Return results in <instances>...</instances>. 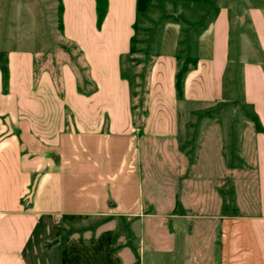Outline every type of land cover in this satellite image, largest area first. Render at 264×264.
<instances>
[{
    "label": "crops",
    "instance_id": "crops-1",
    "mask_svg": "<svg viewBox=\"0 0 264 264\" xmlns=\"http://www.w3.org/2000/svg\"><path fill=\"white\" fill-rule=\"evenodd\" d=\"M61 1L62 36L86 70L79 83L66 63L57 81L46 68L36 78L33 50L0 46L9 70L7 93L0 71V264H130L129 249L114 247L115 219L135 222L139 250L141 227L154 220L155 244L171 261H185L186 220L195 217L212 224L201 240L207 264H264V0H166L175 6L166 18L151 16L155 3L143 0L139 33L140 0H108L100 28L95 0ZM133 35L153 55L141 129L120 74ZM178 57L195 60L182 99ZM217 102L249 108L254 152L239 145L229 156L218 146L212 165L219 170L202 161L200 172L197 147L182 141L181 106ZM145 150L152 157L147 197ZM198 177L202 197L192 194ZM240 181L255 186L247 212L236 201ZM92 216L103 218L97 232L59 237L63 224Z\"/></svg>",
    "mask_w": 264,
    "mask_h": 264
},
{
    "label": "rangeland",
    "instance_id": "rangeland-1",
    "mask_svg": "<svg viewBox=\"0 0 264 264\" xmlns=\"http://www.w3.org/2000/svg\"><path fill=\"white\" fill-rule=\"evenodd\" d=\"M151 1L155 4L154 6L152 5L153 11L150 14L155 18H166L165 16H169L171 11L175 10V6L166 0ZM140 2V14L137 24L138 33L145 18V13L142 9L143 0H140ZM151 19L148 20V25L152 26L159 23L153 22ZM0 46L2 48L33 50L37 58L36 68L38 70L49 69L55 72L57 77L60 75V66L64 63L71 66L74 63L79 72L86 74L78 50L74 44L66 41L60 32L58 0H0ZM137 46L144 53L151 54L150 52H145L144 43L141 42ZM129 66L130 64L126 60L124 66L126 74L129 72ZM181 111L182 141L185 146L192 141L194 147H197L195 149L198 151V156L202 157L199 160L200 164L197 166L200 172L207 167L202 161H210L211 165H209L208 170L215 171L219 168V166L212 165L217 163L216 152L218 146H226V149H228L225 151H229V156L237 155L238 151L236 149H238L239 145L240 149L244 148L242 150L243 153L246 152V154L250 155L254 152L252 130L255 122L250 116L249 108L233 102H217L202 106L182 104ZM143 157L144 196L147 197L149 194L147 178L149 179L148 174L151 168L148 161L152 157L148 155V152L146 153V150L143 152ZM193 184H196V187H194L195 191L192 192L193 196L202 197L204 190L201 178L198 177L196 183ZM235 186L236 188L239 187L240 190L237 191V195L238 193L239 195L236 201H241L243 204L241 209L247 212L251 208L248 204L254 200L252 196L255 192L254 183L252 181H240L236 182ZM231 193L230 191L226 193L229 207H233V196ZM102 219L101 217L92 216L80 224L71 225L65 223L61 227L59 237L93 234L99 230V228L95 230V225L100 223ZM153 221L147 220L141 227L140 250L136 235V224L133 220L121 221L115 219L110 222L113 228L114 247L117 248L120 245V247L129 249L133 259L130 264H155V261L156 264H207L206 249H203L201 240H206L211 233L212 224L210 220H204L200 217L186 220L191 246H187L190 257L185 261L177 259L176 261H171L168 258L169 254L155 244L153 227L157 226V224ZM165 231L156 230L157 234L158 232L161 233V236H163L162 233ZM213 250L214 257L218 258L219 250L214 249V244ZM157 258L160 262L156 260Z\"/></svg>",
    "mask_w": 264,
    "mask_h": 264
},
{
    "label": "trees",
    "instance_id": "trees-1",
    "mask_svg": "<svg viewBox=\"0 0 264 264\" xmlns=\"http://www.w3.org/2000/svg\"><path fill=\"white\" fill-rule=\"evenodd\" d=\"M95 7H96V26L97 28H100L107 12L108 0H95ZM58 13H59V29L62 34L63 5L61 0H58ZM133 28L135 29V25L133 26ZM138 44H139L138 40L136 39L135 35H133L130 39V48L128 54L120 57V74L121 77L126 79L129 83L130 106H131L133 124L136 128L141 129L144 123V119L146 118L147 115L146 103H147V94H148V79L152 66L153 55L141 51V49L137 46ZM126 60H128L130 64L128 74H126V71L124 70ZM193 65H195L194 59L188 57H183V58L178 57V68L175 75V89H176V96L178 99L183 98L184 76L188 71L189 67ZM71 67L74 70L76 79L78 80L79 83L84 73L79 72L76 66L74 65V63H72ZM0 71H1L2 92L7 93L9 70H8L7 55L6 52L4 51H0ZM34 76L36 78L38 76V69L36 68V66H35ZM52 76L55 81L59 79V77H57L55 72L52 73Z\"/></svg>",
    "mask_w": 264,
    "mask_h": 264
}]
</instances>
